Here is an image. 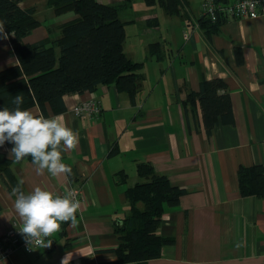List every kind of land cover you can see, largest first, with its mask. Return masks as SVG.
I'll use <instances>...</instances> for the list:
<instances>
[{
	"label": "crops",
	"instance_id": "1",
	"mask_svg": "<svg viewBox=\"0 0 264 264\" xmlns=\"http://www.w3.org/2000/svg\"><path fill=\"white\" fill-rule=\"evenodd\" d=\"M119 5L120 0H98ZM205 0H180L176 14L155 4L143 10L139 22L118 8L125 25L124 50L133 61L143 62L142 89L134 102L114 85L96 91L64 95V111L58 116L79 142L62 152V162L72 175H38L31 158L13 161L11 170L22 188L39 186L59 194L77 188L81 208L77 225L67 222L51 244L32 253L16 250L5 264H116L120 239L114 230L118 218L129 211L125 190L142 181L136 166L146 163L184 190L175 205H166L158 229L171 243L162 246L158 258L125 264H264V198L240 193L238 169L260 165L264 169V13L256 18L226 19L216 30L200 21ZM230 4L234 0H215ZM22 8L33 7L25 0ZM148 6V5H147ZM24 38L37 43L56 37L59 26L77 16L57 15ZM149 11V12H148ZM130 17V18H129ZM150 20V22L148 21ZM139 25H136L138 24ZM135 29L134 44L126 46V28ZM132 24V25H131ZM159 43L162 58L150 56L148 45ZM243 62L239 63L236 49ZM18 61L9 37L0 40V70ZM220 78L229 94L233 123L222 124L207 135L197 98L202 80ZM95 95L100 102L96 116H77L74 107ZM28 110L41 114L38 107ZM12 144L0 152L9 157ZM12 185L0 175V237L21 222L10 198ZM243 245L237 247V245Z\"/></svg>",
	"mask_w": 264,
	"mask_h": 264
},
{
	"label": "trees",
	"instance_id": "2",
	"mask_svg": "<svg viewBox=\"0 0 264 264\" xmlns=\"http://www.w3.org/2000/svg\"><path fill=\"white\" fill-rule=\"evenodd\" d=\"M21 1L0 0V19L6 21L5 32L18 61L17 65L0 70V108L13 107L11 97L23 93L22 109L38 107L46 117L47 108L54 114L64 111V95L94 92L104 85H114L130 101H135L142 89L143 62L129 59L124 50L125 25L118 18L120 6L98 0H47V6L55 14L71 12L77 17L60 25L56 37L31 44L24 38L40 22L35 18V6L22 8ZM179 1L158 0V3L167 14H176ZM223 20L226 19L220 15L215 23L209 19L200 22L216 30ZM148 52L157 60L163 56L159 43L149 44ZM236 57L239 63L243 62L240 48L236 49ZM193 97L199 100L207 135L220 123H233L232 105L222 79L202 80L199 93L189 94L186 104ZM14 160L0 152V175L13 187L18 183L11 170ZM136 172L142 181L125 190L128 214L114 223L120 239L115 250L116 264L160 256L162 246L172 242L158 233L165 206L175 205L184 193L149 164H137ZM238 181L243 196L264 198L262 166L240 167Z\"/></svg>",
	"mask_w": 264,
	"mask_h": 264
},
{
	"label": "clouds",
	"instance_id": "3",
	"mask_svg": "<svg viewBox=\"0 0 264 264\" xmlns=\"http://www.w3.org/2000/svg\"><path fill=\"white\" fill-rule=\"evenodd\" d=\"M256 2L249 0L248 6L255 7ZM5 24L6 21L0 19V39L4 40L9 36L5 32ZM23 103L24 94L18 93L11 97L13 107L0 108V147L5 142L12 144L9 155L16 162L30 157L38 175L46 171L52 177L67 179L72 170L62 162V152L77 147L78 132L69 128L58 116L46 118L42 113L22 109ZM23 183L19 181L9 194L10 198H15L13 207L21 222V233L29 245L49 247L51 242H46V238L58 232L62 223L71 222L73 227L77 225L76 213L81 208V202L72 190L57 194L37 186L25 192ZM0 264L5 262L0 261Z\"/></svg>",
	"mask_w": 264,
	"mask_h": 264
},
{
	"label": "built area",
	"instance_id": "4",
	"mask_svg": "<svg viewBox=\"0 0 264 264\" xmlns=\"http://www.w3.org/2000/svg\"><path fill=\"white\" fill-rule=\"evenodd\" d=\"M249 0H234L230 4L218 3L215 0H205L201 3V11L204 17L215 23L220 15L226 19H245L256 18L264 13V0H257L255 7L248 6ZM90 93V92H89ZM93 93V92H92ZM100 102L93 94L87 99L80 101L75 107L74 112L77 116H96L100 112ZM69 190L77 193L76 199L82 201L80 192L77 188L66 187L59 194H66ZM66 223H62L60 230L46 238H53L62 233ZM39 248L36 245H29L24 235L21 233V228L13 224L4 235L0 237V259L8 258L18 249H22L25 253H32Z\"/></svg>",
	"mask_w": 264,
	"mask_h": 264
},
{
	"label": "rangeland",
	"instance_id": "5",
	"mask_svg": "<svg viewBox=\"0 0 264 264\" xmlns=\"http://www.w3.org/2000/svg\"><path fill=\"white\" fill-rule=\"evenodd\" d=\"M25 3H28L30 5L35 6V8H36L35 17L36 18H39L41 20H45L46 22H49L54 18L52 16V14L49 12L50 10L47 6V0H25ZM127 4H129V6H128L129 10L127 11V13L130 14V17L137 20V22H139V20H140L139 18L142 15L143 10L146 9L147 7L148 8L152 7V5L155 4V6L157 8H160L158 0H149V1L148 0H120L119 1L120 6L125 7V5L127 6ZM136 25H139V23ZM129 26L130 25L128 24V27L126 28V30H127V33H126V46H127V48L131 47L134 44L135 40H137V38H135L133 36V34L135 33L134 32L135 29L131 30V28Z\"/></svg>",
	"mask_w": 264,
	"mask_h": 264
}]
</instances>
